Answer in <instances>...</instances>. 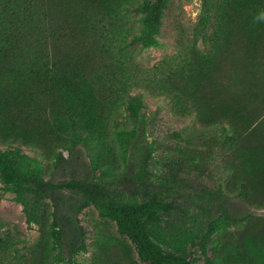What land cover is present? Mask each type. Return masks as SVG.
I'll use <instances>...</instances> for the list:
<instances>
[{
    "label": "trees",
    "instance_id": "1",
    "mask_svg": "<svg viewBox=\"0 0 264 264\" xmlns=\"http://www.w3.org/2000/svg\"><path fill=\"white\" fill-rule=\"evenodd\" d=\"M168 4L0 0V143L36 145L48 157L58 147L83 145L97 157L96 166L104 160L114 168L116 155L126 158L129 144L146 132L145 103L135 90L153 89L204 128L220 131L228 186L240 185L238 196L264 205V0H207L193 42L147 76L137 57L160 45ZM199 36L204 48L197 45ZM157 175L146 169L129 193H113L95 179L46 180L0 152L1 182L40 227L38 239L23 247L27 240L2 231L0 222V264H51L56 239L67 242L71 257L86 248L75 207L64 199L68 189L125 237L117 246L120 258L105 255L104 264H137L133 255L148 264H194L182 236L187 230L173 225L169 231L164 224L175 205L167 199L170 187L156 190ZM245 220L241 232L222 219L209 224L220 230L216 253L222 264H264V219Z\"/></svg>",
    "mask_w": 264,
    "mask_h": 264
},
{
    "label": "rangeland",
    "instance_id": "2",
    "mask_svg": "<svg viewBox=\"0 0 264 264\" xmlns=\"http://www.w3.org/2000/svg\"><path fill=\"white\" fill-rule=\"evenodd\" d=\"M206 1L169 0L160 45L144 50L137 57L140 73L149 76L162 59L185 52L196 36V29L202 25ZM206 30L211 28L206 27ZM197 45L204 48L202 36L198 37ZM135 93L145 103L146 132L129 144L126 158L120 152L116 155L118 165L114 168L108 169L104 160L96 166L94 159L97 161V157L83 145L58 147L54 155L48 157L36 145L7 142L0 143V152L39 172L46 180L63 183L71 179H95L113 193H129L133 186L144 180L146 169L152 170L158 174L156 190L170 187L167 188V199L175 205L165 217L167 230L173 231V225L187 230L182 236L187 240L188 257L194 264H207V260L210 264H222L216 253L220 230H211L209 224L222 219L228 229L241 232L246 228L248 216L264 219V205H253L238 196L240 185L235 190L228 186L230 171L226 166L224 146L218 137L219 130L204 128L193 113L177 110L171 97L159 95L157 90L140 87ZM125 114L122 110L118 115L121 124L127 121ZM64 199L75 207L73 218L85 230L81 239L86 248L71 257L67 242L56 239L50 263L104 264L102 258L105 255L118 260L117 246L125 237L119 234L115 222L101 218L93 205L84 206L83 197L75 191L65 190ZM45 201L50 206V200L46 198ZM190 215L197 219L193 220ZM0 222L4 223L2 231H10L27 240L21 244L23 247H28L40 236L39 225L27 220L23 206L1 180ZM222 225L219 223V229ZM133 258L137 264H148L136 255Z\"/></svg>",
    "mask_w": 264,
    "mask_h": 264
}]
</instances>
